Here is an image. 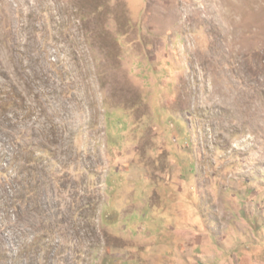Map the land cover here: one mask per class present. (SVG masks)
<instances>
[{
  "label": "rangeland",
  "instance_id": "obj_1",
  "mask_svg": "<svg viewBox=\"0 0 264 264\" xmlns=\"http://www.w3.org/2000/svg\"><path fill=\"white\" fill-rule=\"evenodd\" d=\"M0 264H264V0H0Z\"/></svg>",
  "mask_w": 264,
  "mask_h": 264
}]
</instances>
